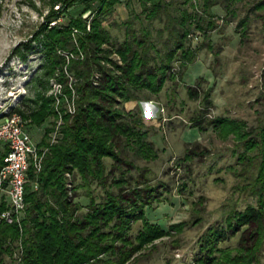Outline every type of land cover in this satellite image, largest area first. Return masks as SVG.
<instances>
[{
  "label": "rangeland",
  "instance_id": "obj_1",
  "mask_svg": "<svg viewBox=\"0 0 264 264\" xmlns=\"http://www.w3.org/2000/svg\"><path fill=\"white\" fill-rule=\"evenodd\" d=\"M260 1L218 0L210 15L204 0H165V7L158 16L149 17L148 4L122 0L106 14L104 23L113 38L123 41L132 33L143 35L149 29L161 51L165 50L167 41L175 42L170 36L171 28L165 27L174 24L179 28L184 11L196 18L203 17L190 26V33L198 34V38L189 34L185 40L186 47L199 49L197 59L187 67L178 59V54L173 62L174 78H168L158 93L147 92L152 97L149 100L121 103L126 110L141 109L147 124L145 128H149L146 139L155 143L153 157H142L129 148L127 158L145 169L153 183H165L154 208L146 207L148 217L165 229L172 223L184 224L181 230L171 231L145 245L127 264H200L196 256L211 229L227 227L228 220H235L238 211L257 203L253 187L261 156L260 148L251 146L250 142L261 141L258 132L264 125V7L256 8ZM62 3L64 0H0V121L6 119L13 107L29 111L38 99V91L52 95L55 115L49 116L42 126H29L41 149L57 143L63 114H73L77 108L78 94L70 74L65 72L71 89L67 92L61 69L46 75L44 67L42 25L49 13ZM87 5L92 8L87 9ZM98 5L99 0H78L68 7L65 15L59 14L50 24L67 22L72 16H82L90 22L91 12ZM209 19L214 21L212 26H207ZM242 20L245 23H241ZM87 28L90 29L89 24ZM162 28L164 33L160 36ZM26 44L30 45L29 49ZM17 46L25 52V58L15 51ZM57 52L67 61L83 54L80 48L78 53L70 48H58ZM98 76L96 73L94 80L98 81ZM199 77L204 78L195 86L199 95H191L188 85H197ZM209 90L211 103L205 100ZM202 110L207 111L205 129L192 124V119ZM217 117L236 120L241 124L240 131L247 135L227 134L222 123H209ZM113 161L111 157L105 158L108 170ZM122 167L127 169L128 166ZM131 173L139 176L135 167ZM120 174L121 169L117 168L115 175ZM93 189L101 200V186L94 184ZM84 192L79 188L76 197L82 205L80 211H87L90 202ZM4 200L8 207V196L0 192V203ZM142 224L141 220L135 222L131 233L136 235ZM242 232L243 228L221 241L219 247L237 253ZM19 253L17 248L13 256L6 255V262L19 264ZM259 258L251 264H264V248Z\"/></svg>",
  "mask_w": 264,
  "mask_h": 264
},
{
  "label": "trees",
  "instance_id": "obj_2",
  "mask_svg": "<svg viewBox=\"0 0 264 264\" xmlns=\"http://www.w3.org/2000/svg\"><path fill=\"white\" fill-rule=\"evenodd\" d=\"M76 1L64 0L58 9H53L41 31L46 51L45 73L51 75L54 69H61L65 83L69 78L66 73L70 74L78 94L77 108L73 114H63L61 134L57 143L45 152L41 170L37 172L34 166L30 167L22 215L13 222L0 221V264H8L5 256H13L17 248L20 249L19 264H127L145 245L171 231L181 230L184 225L172 223L165 229L148 217L146 207L154 208L165 183H153L145 169L127 158L129 148L142 157H153L155 143L146 139L149 128H145L147 124L141 109L126 110L121 103L149 100L151 93H158L168 78H174L173 62L178 54V59L187 67L197 59L199 49L186 47L185 40L192 22H200L203 17L196 18L184 11L179 28L174 24L165 27L171 28L170 36L175 42L167 41L165 50L161 51L149 29L143 35L132 33L123 41L110 35L104 23L106 14L122 0H99L98 7L91 12L90 22L82 16H72L67 22L51 26L50 22L58 19L59 14L65 15ZM139 1L145 6L148 4L149 17L158 16L165 7V0ZM217 3L218 0H204L207 13L212 15L211 8ZM259 7H264V0L256 5ZM86 8L92 7L87 5ZM213 22L209 19L207 26H212ZM200 27L204 29L203 25ZM159 33L162 36L164 28ZM29 47L26 44V48ZM58 48H70L77 53L80 48L83 54L78 58L70 57L68 62L57 52ZM15 51L26 57L20 46ZM96 73L98 81L93 78ZM202 79L199 77L197 85H188L191 95H199L195 86L200 85ZM65 90L71 92L67 83ZM209 95L210 90L205 95L207 103L212 102ZM37 96L29 111L16 106L8 112L21 113L27 119L29 131L30 125L42 126L56 113L52 95L46 96L40 90ZM206 112L202 110L192 119L193 126L205 129ZM216 122L222 123L227 134L247 135L240 131L241 124L236 120L224 117L209 120L212 124ZM258 134L261 141L250 142L251 146L260 148L261 156L253 187L257 203L238 211L235 220H228L227 227L211 229L196 256L200 264H251L260 260L264 248V125ZM8 150V145L0 143V169ZM106 157L114 160L109 170ZM123 165H127V169H123ZM134 167L139 176L131 173ZM117 168L121 169L119 176L115 175ZM36 180L39 188L34 186ZM94 184L103 190L99 194L101 200L95 194ZM79 188L90 198L87 211H80L82 205L76 201ZM6 208L4 200L0 211ZM138 220L143 224L133 235L131 230ZM242 228L237 253L219 247L221 241Z\"/></svg>",
  "mask_w": 264,
  "mask_h": 264
},
{
  "label": "built area",
  "instance_id": "obj_3",
  "mask_svg": "<svg viewBox=\"0 0 264 264\" xmlns=\"http://www.w3.org/2000/svg\"><path fill=\"white\" fill-rule=\"evenodd\" d=\"M192 36L194 39L198 38L196 33H190V37ZM0 143L9 147L0 169V192L8 196L9 205L0 211V220L13 222L26 207L28 171L31 166H34L37 172L41 170L47 149H41L35 142L19 112L8 114L5 120L0 121ZM34 186L39 188L38 180Z\"/></svg>",
  "mask_w": 264,
  "mask_h": 264
}]
</instances>
